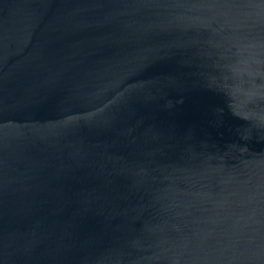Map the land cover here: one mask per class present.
<instances>
[{
  "label": "water",
  "instance_id": "water-1",
  "mask_svg": "<svg viewBox=\"0 0 264 264\" xmlns=\"http://www.w3.org/2000/svg\"><path fill=\"white\" fill-rule=\"evenodd\" d=\"M0 264H264V0H0Z\"/></svg>",
  "mask_w": 264,
  "mask_h": 264
}]
</instances>
